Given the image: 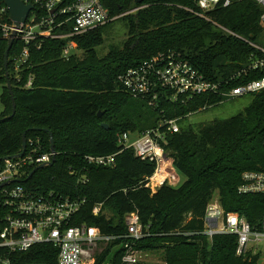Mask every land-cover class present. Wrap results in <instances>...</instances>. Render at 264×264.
<instances>
[{"label":"trees","instance_id":"trees-1","mask_svg":"<svg viewBox=\"0 0 264 264\" xmlns=\"http://www.w3.org/2000/svg\"><path fill=\"white\" fill-rule=\"evenodd\" d=\"M102 2L112 18L127 13L123 16L127 18L123 45H113L108 54L99 55L106 35L103 28L115 18L74 37L84 50L82 57L65 58L64 40H45L41 49L32 50L23 71L24 81L34 75L33 90L15 80L9 62L17 105L13 116L4 65L8 44L0 39V158L21 152L26 131L27 140L40 141V154L50 152V135L44 131L49 129L57 153L55 162L43 168L32 167L36 171L24 183L30 188L86 199L77 222L97 226L104 234L122 236L106 248L128 239L123 237L127 233L126 216L136 212L147 235L134 241L135 248H162L165 264H260L259 256H237L235 235L216 234L210 239L202 231L208 203L216 192L226 211L239 212L253 225L264 215V195L238 191L245 171H264V89L250 94L251 101L236 115L184 124L190 114L221 104L225 98L218 93H203L177 100L161 98L152 105L133 97L120 76L160 52L175 51L207 77L227 79L256 51L249 41H264L261 7L254 0H234L228 7L201 14L196 0ZM135 8L139 9L129 13ZM220 27L232 34L220 33ZM241 83V79H235L227 86ZM175 118L179 119L180 130L167 133L161 143L178 172L185 176L182 184H166L152 192L145 186V179L154 172L155 164L137 157L132 149L117 155L113 167L90 165L85 160L87 154L117 152L118 136L124 132L143 133ZM161 127L162 131L166 129ZM83 177L88 178L86 183L81 181ZM101 202L104 211L93 215V207ZM107 209L111 216L106 215ZM110 247L99 254L95 264H106ZM124 253L122 244L109 264H123ZM57 256L58 248L52 243L36 244L26 252L9 255L12 264H58Z\"/></svg>","mask_w":264,"mask_h":264},{"label":"built area","instance_id":"built-area-1","mask_svg":"<svg viewBox=\"0 0 264 264\" xmlns=\"http://www.w3.org/2000/svg\"><path fill=\"white\" fill-rule=\"evenodd\" d=\"M23 1L32 4L33 9L24 21L16 25L9 8L0 0V39L8 44L15 34L8 60L12 63L15 80L30 90L35 88V77L30 74L24 81L23 71L30 61L32 50L41 49L47 39H61L65 41L62 55L69 58L75 55V36L112 20L102 0ZM233 1L196 0V5L200 13L205 14L219 6L228 7ZM254 1L262 9L261 24L264 27V0ZM249 43L256 51L241 69L227 79H211L181 53L168 51L130 67L120 76V81L133 97L146 99L152 105L161 98L177 100L181 96L191 98L203 93H218L225 98L224 101L257 93L264 89V46L260 42ZM258 73L262 75L254 78ZM235 79H241L242 83L228 87L227 84ZM178 120H165L159 127L143 133L124 132L118 136L120 149L117 152L87 154L85 160L90 165L113 167L117 155L132 149L137 157L155 164L154 172L145 179V186L152 192H157L166 184L177 186L180 183L179 172L161 140H165L167 133L180 130ZM161 126L166 129L162 131ZM17 154L0 158V264H12L9 255L26 252L43 243L57 246L58 264H95L96 254L102 246L106 247L122 236L104 234L97 226L77 222L86 199L25 185L32 167L49 163L53 158L51 151L40 154L39 140H27L24 155L17 157ZM81 181L86 183L88 178L83 177ZM238 191L241 194L264 195V171H245ZM103 206L104 203H97L92 209L93 215L101 214ZM204 222V235L210 239L216 234L235 235L237 256H259L260 264H264V215L257 225H253L239 212L226 211L219 198L213 197L208 203ZM126 225L127 233L123 237L136 241L147 235L136 212L126 216ZM124 246L122 263H137L133 245L127 243Z\"/></svg>","mask_w":264,"mask_h":264},{"label":"rangeland","instance_id":"rangeland-1","mask_svg":"<svg viewBox=\"0 0 264 264\" xmlns=\"http://www.w3.org/2000/svg\"><path fill=\"white\" fill-rule=\"evenodd\" d=\"M135 9L133 11H135ZM131 12L132 10L129 13ZM124 15H127V13H123L120 16L114 17L115 19L112 18V20L113 19L114 20L103 28V31L105 32L106 35L104 37L105 41L103 45H101L98 48L100 56H104L108 54L111 49V46L113 45H118V46L123 45L124 40L127 38V18L123 17ZM218 31L220 33L232 34L231 31L224 29L222 27H220ZM260 43L262 46H264L263 40ZM75 47H76L74 50L75 55L77 57H82L84 50L79 46L77 41ZM2 93H3V85L0 83V113L3 110V104L1 102ZM250 101H251L250 94L240 97L228 98L221 104L190 114L185 119L184 124H189V123L197 124L200 122H207L214 119H224L231 117L233 115L240 113L249 104ZM179 176H180L179 184H182L185 181V176L181 175L180 173ZM213 197L218 199L219 198L218 192H216ZM105 213L107 216L112 215L110 210L108 209L105 211ZM127 243H131L134 249L136 250L138 262H141L143 264H165V256H164L165 252L162 248L155 250H138L136 249L137 244L133 240L127 239L122 244L126 245ZM122 244L114 245L111 247L108 246L110 247V254L106 264L107 263L109 264L110 259L114 257L116 252L120 249V247H122ZM107 248L102 246L100 252H97L96 257H98L99 254H101Z\"/></svg>","mask_w":264,"mask_h":264},{"label":"water","instance_id":"water-1","mask_svg":"<svg viewBox=\"0 0 264 264\" xmlns=\"http://www.w3.org/2000/svg\"><path fill=\"white\" fill-rule=\"evenodd\" d=\"M5 2V4L7 5V7L9 8L10 11V15L11 18L14 20V22L16 23V25H19L22 21H24L29 12L33 9V5L32 4H26L24 3L23 0H3ZM144 0H136V2L141 3ZM15 34H13L12 38L9 40L8 42V46L5 52V58H4V65H5V69H6V77H7V88L9 90L10 95L12 96V101H13V113L11 116L15 115L16 113V101L14 98V92H13V88H12V82L10 80L9 77V72H8V65H9V53L13 44V38H14ZM102 113L99 112V116H101ZM104 127L108 128L107 124H103ZM44 131L48 132L50 135V143H51V152L53 153V158L52 161L49 163H44L42 165H40L38 168H43L49 165H53L56 159V149L54 146V138H53V133L52 131H50L49 129H44ZM23 146H22V152H20L19 154H17L16 156H23L26 148H27V131L23 133ZM36 169H33L30 173V177H32V175L35 173ZM9 182H7L8 184Z\"/></svg>","mask_w":264,"mask_h":264}]
</instances>
